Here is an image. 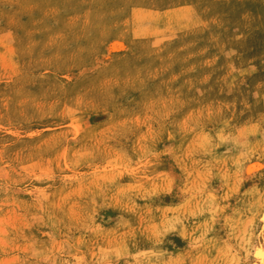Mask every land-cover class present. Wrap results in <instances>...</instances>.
Masks as SVG:
<instances>
[{"label": "rangeland", "instance_id": "obj_1", "mask_svg": "<svg viewBox=\"0 0 264 264\" xmlns=\"http://www.w3.org/2000/svg\"><path fill=\"white\" fill-rule=\"evenodd\" d=\"M257 247L264 0H0V264Z\"/></svg>", "mask_w": 264, "mask_h": 264}, {"label": "bare ground", "instance_id": "obj_2", "mask_svg": "<svg viewBox=\"0 0 264 264\" xmlns=\"http://www.w3.org/2000/svg\"><path fill=\"white\" fill-rule=\"evenodd\" d=\"M116 41H118V40H116ZM254 252H255L256 257L262 258L264 256V249H262L261 247L260 248L257 247V249L254 250Z\"/></svg>", "mask_w": 264, "mask_h": 264}]
</instances>
